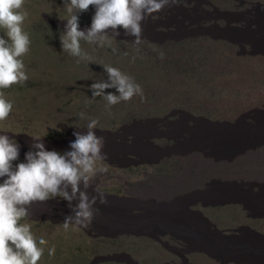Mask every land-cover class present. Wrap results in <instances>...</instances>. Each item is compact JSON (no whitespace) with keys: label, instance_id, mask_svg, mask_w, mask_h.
<instances>
[{"label":"rangeland","instance_id":"obj_1","mask_svg":"<svg viewBox=\"0 0 264 264\" xmlns=\"http://www.w3.org/2000/svg\"><path fill=\"white\" fill-rule=\"evenodd\" d=\"M175 2L151 15L156 27L143 20L138 45L134 36L110 29L103 46L81 40L89 61L64 52L65 26L48 20L67 23L61 19L69 15L65 0H24L19 11L27 14L22 27L31 43L20 59L28 79L0 89L13 104L0 121V135L21 137L15 139V165L25 160L32 136L56 141L44 142L54 150L68 129L72 135L86 132L95 119L102 153L112 160L97 161L98 169H106L99 171L100 185L134 200L128 205L142 221L158 212L186 211L192 228L213 239L207 251L220 259L191 245L188 233L154 231L152 218L149 231L110 241L72 225L66 231L51 222L61 211L33 203L20 223L31 225L37 241H47L37 264H91L108 257L118 261L98 264H247L244 252L258 248L264 255V0ZM95 11L89 6L77 13L81 30L91 26ZM0 36L7 39L2 28ZM103 64L131 77L142 96L109 107L103 97H93L90 86L109 78ZM200 215L210 225L203 227ZM101 216L97 209L93 217ZM255 264H264V257Z\"/></svg>","mask_w":264,"mask_h":264},{"label":"clouds","instance_id":"obj_2","mask_svg":"<svg viewBox=\"0 0 264 264\" xmlns=\"http://www.w3.org/2000/svg\"><path fill=\"white\" fill-rule=\"evenodd\" d=\"M175 0H65L69 15L60 34L64 52L83 60L91 58L81 48V40L98 43L103 46L109 28L119 35L117 29L123 27L127 35L135 37L140 43L142 22L153 13L161 11ZM24 0H0V28L7 39L0 36V89L27 81L25 65L20 59L29 50L31 43L28 33L23 30L26 13L19 11ZM95 6L92 23L86 30L79 27L78 12ZM115 51V50H114ZM163 53H161V57ZM108 81H97L90 87L93 97H103L106 107L128 101L134 95L142 96L139 84L119 68L104 65ZM115 88L105 94V89ZM13 104L0 95V121L6 120ZM84 119V113H80ZM95 119L86 124L87 131H75L76 137L70 142V149L63 153L48 150L42 137L32 136L30 150L25 160L14 165L20 154V145L8 135H0V264H37L43 255V245L47 241L41 237L37 241L31 232V225L20 223L28 216V208L34 202H45L50 198L60 197L68 201L72 214L63 223L64 229L71 225L89 227L97 209L94 205L105 203L102 189L97 185L92 188V180L98 171L97 161L102 158L104 138L98 136ZM89 188L92 191L89 192ZM76 201V203H73ZM55 248L49 249V255Z\"/></svg>","mask_w":264,"mask_h":264},{"label":"bare ground","instance_id":"obj_3","mask_svg":"<svg viewBox=\"0 0 264 264\" xmlns=\"http://www.w3.org/2000/svg\"><path fill=\"white\" fill-rule=\"evenodd\" d=\"M169 4L174 5V4H176V2L169 3ZM154 14H156V13H153L152 15H154ZM146 18L149 20V22H151L152 25H154V27L157 26V24H156L157 22H153V20L151 19V15L147 16ZM48 20L54 25H59V26H63V27L66 24L65 22L53 21L51 19H48ZM109 29L112 30L111 28H109ZM117 31L119 33L125 32V30L123 29L122 26L119 27L117 29ZM72 131H73V129H68V132H67L68 135L63 139L58 140V142H60L58 144H60V145L56 146V148L54 150H56V151L63 150V151H59L61 153H63L66 150H71L70 149V142L73 141V138H72L73 135L71 133ZM10 135L14 139L17 138L18 140H20V138H21L20 136H17L14 134H10ZM30 140H32V142H33V138ZM43 142H46V141L43 140ZM55 143H56V141L55 142H48V143L46 142L47 146H52ZM18 144H19V142H18ZM110 156L111 155L107 154V153L103 154L102 159L108 161L109 163H112V160H110V158H111ZM141 162H143V161H141ZM139 164H141V163L140 162L134 163L135 166H138ZM129 165H131V164H126L125 166H121V167L127 168V167H129ZM97 175H98V177H97ZM5 178L6 177L0 178V182H3V179H5ZM101 178H102L101 173L98 171L97 174L93 178L92 188H94L95 186L98 185L104 193V196L106 198V202L105 203H99V201H98L97 204L94 205L95 209H100V211L103 213L104 218H102V216H101L102 220H98L100 218L93 217L94 221H91V224L89 227L72 225V226H75L78 229L82 230L83 232L87 233L88 237L96 238V239L97 238H105V239H110V241H111V239H113V238L115 239L117 237V235H119V234L129 233V232L139 234L140 232L141 233L144 232V230L149 231L151 229L149 226V222L151 221L150 218H152L153 222H155L153 225V230L156 232L164 233L166 231H173L174 232L176 230V231H180V233H183V235L185 233H188L191 245H194V244L199 245L201 247V250L206 251V252H208L206 249L207 247L208 248L212 247L211 241H210V239H212L211 236H208L207 234H206V236L202 235L201 233H199L198 230H196V228L194 230L192 228V226H193L192 222L189 221L191 219L190 215H188V213L186 211H183L182 213H180L178 211H176V213H169V212L168 213L167 212H161L160 213V212H158V213H155L153 215H149L150 221L149 220L146 221L145 219H143V221L139 220L140 218L138 216L136 217L135 215L134 216L132 215L133 214V208H130L129 207L130 205H128L129 202L131 204L132 202H134V200L127 201V199L124 200V198H119L116 194H114L112 192H108L107 189L104 186L100 185V183L98 182V179H101ZM92 188H89V192L92 191ZM113 201L122 202V203L127 201L128 203H125L127 207L122 206V205H120L121 206L120 207L118 204L113 205ZM34 203L39 204L41 206H45V207L51 206V208L55 209L56 211H61L60 212L61 215L56 216V217H51L52 223L59 224L61 222L63 224L66 217L68 215L72 214L71 210L68 207V201L64 200L58 196L55 198H50L49 200H47L45 202H34ZM73 203H76V201H73ZM97 215H98V213H97ZM200 216L203 217V215H200ZM143 222H144V224H147L146 229L142 225ZM199 222L202 225L203 224L205 225L203 227H206L207 224L210 225L208 219L205 217H203L202 221L199 220ZM205 222H207V223H205ZM93 232L94 233L96 232V233L94 234ZM183 235H181V237ZM101 236H103V237H101ZM198 236H200V238ZM205 237L207 238V240H202V239H205ZM185 243H187V241ZM166 245H168V244L166 243ZM168 247L171 249L176 248L175 245H173V246L170 245ZM241 247H243V246H241ZM180 249L184 252H187V250L185 248L181 247ZM121 252H122V250H121ZM209 254L212 255L211 253H209ZM244 254L248 255L247 260H245L247 262V264H255L259 261L260 257H262V256L264 257L263 253L258 248H256L255 250L250 249L248 251V253L244 252ZM214 256L217 259H220L219 256L212 255V257H214ZM225 257H226V255H225ZM103 261L105 262V261H118V260L115 257H113V258H109V257L108 258H97L91 264H98L99 262H103ZM128 261H129L128 263L131 264L130 259ZM242 262H243V260H241V261L237 260L235 263L239 264ZM227 263H229V261H227Z\"/></svg>","mask_w":264,"mask_h":264},{"label":"trees","instance_id":"obj_4","mask_svg":"<svg viewBox=\"0 0 264 264\" xmlns=\"http://www.w3.org/2000/svg\"><path fill=\"white\" fill-rule=\"evenodd\" d=\"M201 181H203V179ZM117 246H118L119 249H120V247H124V245L122 244V242L119 243Z\"/></svg>","mask_w":264,"mask_h":264}]
</instances>
